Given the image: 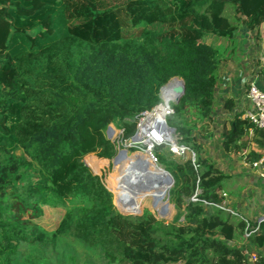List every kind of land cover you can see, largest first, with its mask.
Returning a JSON list of instances; mask_svg holds the SVG:
<instances>
[{"label": "trees", "instance_id": "1", "mask_svg": "<svg viewBox=\"0 0 264 264\" xmlns=\"http://www.w3.org/2000/svg\"><path fill=\"white\" fill-rule=\"evenodd\" d=\"M263 19L264 0H0V264H55L50 253L77 264L75 243L106 264H249L243 246L231 243L246 223L217 206L225 175L204 142L214 133L220 66L235 53L240 26L264 43ZM172 77L183 80L184 94L170 103L167 124L194 158L156 152L174 179L168 221L139 217L144 207L121 202L109 176L127 217L88 166L99 171L115 156L108 127L130 138L138 114L159 101ZM257 135L264 130L237 113L222 146L251 163L262 155ZM131 154H120L114 173L126 198L143 205L122 182ZM159 169L144 174L170 179ZM141 173L134 168L130 177ZM153 196L162 211L166 193ZM52 213L57 222L47 229ZM58 239L68 242L59 252ZM247 240V248L264 246V221ZM254 254L250 263L264 264Z\"/></svg>", "mask_w": 264, "mask_h": 264}, {"label": "crops", "instance_id": "2", "mask_svg": "<svg viewBox=\"0 0 264 264\" xmlns=\"http://www.w3.org/2000/svg\"><path fill=\"white\" fill-rule=\"evenodd\" d=\"M235 41V53L222 62L218 72L212 112L215 121L214 133L210 140L204 142V146L206 154L214 160L215 166L225 175L224 200L221 204L229 209L234 219H242L249 228H253L264 221V178L250 167L244 154L224 150L222 133L235 114L240 113L241 117H244V112L249 108L250 102L246 96L247 86L254 83L264 87V43L256 37L254 30H248L243 26L239 27ZM252 134L253 132H250V136ZM256 140L263 144L262 155H264V137L257 135ZM258 143L252 147H256ZM165 180L168 179L162 178L156 183ZM160 187L163 192L157 189L155 193H166L167 185ZM140 192L148 195L145 188ZM231 243L243 246L248 260L255 252L261 253L264 258V246L246 247L248 240L244 230L242 233L237 231Z\"/></svg>", "mask_w": 264, "mask_h": 264}, {"label": "rangeland", "instance_id": "3", "mask_svg": "<svg viewBox=\"0 0 264 264\" xmlns=\"http://www.w3.org/2000/svg\"><path fill=\"white\" fill-rule=\"evenodd\" d=\"M228 7L229 6H226V8H228ZM142 125L143 124L141 123L140 124L141 129L139 130V134L140 133L141 134L139 136H141V138L143 137L145 139L144 142H146V144H150L151 142H159V141H161V139H159L158 141L152 139V137L150 136L151 133L149 132L151 129L148 130L147 128L142 127ZM117 132L118 133H117V136H116V139L115 140H118V139L120 140V138L123 139L121 137V134H119V131H117ZM142 133H144V136H143ZM171 136L172 135L170 133L169 138H171ZM133 148H134L133 146L132 147H127V148H125V150L127 152H131V149H133ZM153 152L155 154H156V152L161 153L162 155H164L165 157H167L169 159H172L173 158L172 152L170 150V146H169L168 143H163V144H160V145L155 146ZM143 156L147 159V156L143 152H137V153L134 152V153H132L130 156L127 157V159H125L124 162H126L125 164H127V165L122 170V182H123L124 187L127 190H129L130 192H133V193L137 194L138 197L142 201H144V204L143 205L141 203H139V202H136V201L132 200V199H127L126 198L128 196L126 195L125 191L120 187L121 186L120 185V179L118 180V178H116V173H114V171L116 169H115V165H114L115 163H113V160L112 159H108L107 160V164H105V166L101 167L99 169V171L93 170L90 166H88V167L91 169V171L93 173L98 174L101 177L103 183L105 184L106 188L110 192V195H111V203H112L113 207L118 212H120L123 215H125L120 210V208H118V206H117V202L115 200V194L112 191V189L110 188V186L108 184V181H107V178H109V176H111V178L115 180L116 186L119 189L118 199L121 202H123V203H125V202H134V203H136V204L141 205V206L144 207V209H145L144 210V213L141 216H139V217H142L146 213H149V212L150 213H153L156 216V212L159 211L160 212V215H161L160 218L161 219H164L165 221H168V220H170L172 218V216H173V214L175 212L174 209L172 208V206H169V211H167V213H166L163 208H162V211H163L162 212V211L158 210L156 208V206L154 205V202L157 200V199H155L156 197L154 198V196H153L154 193H155V190L157 191V189H161V188L157 187L155 185V183L157 181H160V180L157 179L156 177H149V176H147V175L144 174V173L149 172V169H153V170L159 171L160 169H158V167H161V166L163 168H165V167L161 163H159L158 161H157V164L159 166L157 164L154 165L153 162H148V160H146L145 158H143ZM127 161H128V163H127ZM125 164H123V165H125ZM134 168L141 169L142 170L141 175H138L137 177H130L132 175V170ZM161 170L163 171V169H161ZM143 188H145V190L147 189L148 195L143 194V192H140V190H143ZM165 197L167 198V195ZM167 201H168V203H170V201H169V195H168ZM49 216H50V220H49V222L46 223L45 227L47 229H52L56 225V222H57V214L56 213H52ZM125 216H127V215H125ZM63 241L64 240H62V239H58L57 240V246L56 247H58V249H57L58 252H59L61 246H63L62 244H67L68 243V242H63ZM69 249H70V253L71 254H75L76 255L77 264H106L105 262L100 261L96 257L95 254H92L91 252H85L83 250V248L81 246L77 245L76 243H75V245L72 244V246ZM65 253H67V252L65 251ZM59 256H60L59 253H57V254H54V253L51 254L50 253L49 254V257L52 258L55 261L54 262L55 264H65V262H60L58 260ZM13 264H32V263L29 262V260H25V258H23L21 260H15L13 262Z\"/></svg>", "mask_w": 264, "mask_h": 264}, {"label": "built area", "instance_id": "4", "mask_svg": "<svg viewBox=\"0 0 264 264\" xmlns=\"http://www.w3.org/2000/svg\"><path fill=\"white\" fill-rule=\"evenodd\" d=\"M246 96L249 99L250 106L244 112V114H243L244 118H247L255 127L264 130V87H259L258 85L254 84V83H250L246 89ZM166 108H167L166 118H163L162 120L168 121V117L172 113V107H171L170 102ZM152 113H153V107L151 109L144 110L138 114L136 131L130 138H128V139H121L120 138V140L119 139L115 140L117 133H118L117 131L111 135L110 138L112 139V141H115L117 143V151L120 149H125L127 147L133 146L134 148L131 149L132 153L148 151V154H149L152 162L157 164V156L153 152L154 147L157 145L166 143V142L159 141V142H151L150 144H146V142L136 143V142L132 141V139L134 138L135 134L137 133V131L139 129L140 124L142 122H144L145 120H148V123L150 121V124H147L145 126V128H147L148 130L151 129L149 131L150 133L156 132V133H159L160 135H163L162 131L160 130V128H162V126L160 125L161 120H158L156 117H153ZM157 124H159V125H157ZM119 134H122V130H119ZM168 144L170 146V150H171L172 154L177 155V156L187 154V155H190V157L192 159L194 158V153L192 152V150L187 145L178 143V137L177 136L174 137V141L172 143H168ZM131 152H128V153L131 154ZM126 153H127V151H126ZM249 164H250V167L252 169H254L261 178H264V155H262L261 157H259L256 160L252 161ZM217 206L222 208V209L229 211V209H227L222 204H218ZM258 228H259V223L256 224V226H254L253 228H249V225L247 224L245 229H244V233L246 236H248L252 231L257 230ZM255 259H256V255L252 254L249 260L254 261Z\"/></svg>", "mask_w": 264, "mask_h": 264}, {"label": "water", "instance_id": "5", "mask_svg": "<svg viewBox=\"0 0 264 264\" xmlns=\"http://www.w3.org/2000/svg\"><path fill=\"white\" fill-rule=\"evenodd\" d=\"M262 27L264 28V19H263V23H262ZM263 48H264V44H263ZM171 82H174L175 84H173L171 87L172 89V92H173V96L172 98L169 99V102L170 103H177L180 98L182 97V95L184 94V83H183V80L181 78H178V77H172L166 84H164L163 86L160 87V90H159V96H160V93H161V89L164 88L165 86H169V84ZM162 126L165 127L166 129H169L170 131H172V128L167 125L165 123V120L162 121ZM112 132H113V129L111 127H108L107 129V137H111L112 135ZM124 152H126L125 149H120L117 151V153L115 154V156L112 158L113 160V163H116V161L118 160V157L120 156V154H123ZM162 167V166H161ZM163 168V167H162ZM164 170V169H163ZM165 171V170H164ZM95 174V173H94ZM174 183V179L172 177H170V179L168 180H165V181H162L161 183H155V185L157 187H160L161 185H167V192H166V195H167V198H168V195H169V189L171 188V186L173 185ZM151 185V184H150ZM138 186V185H137ZM134 187V186H133ZM136 187V186H135ZM167 198H166V202L163 206V209L164 211L167 213V211H169V206H171L170 203H168L167 201ZM156 217L160 218L161 215H160V212L157 211L156 212ZM249 264H250V261H249Z\"/></svg>", "mask_w": 264, "mask_h": 264}, {"label": "bare ground", "instance_id": "6", "mask_svg": "<svg viewBox=\"0 0 264 264\" xmlns=\"http://www.w3.org/2000/svg\"><path fill=\"white\" fill-rule=\"evenodd\" d=\"M175 84L174 82H171L169 84V86H165L164 88L161 89V93H160V96H159V101L153 106V117H156L158 120H161V126H162V119L163 118H166V111H167V105L169 104V99L172 98L173 96V92H172V85ZM165 123L167 124V121L165 120ZM142 127H145L147 124H150V121L148 123V120H145L144 122H142ZM159 125V124H157ZM168 125V124H167ZM171 127V126H170ZM172 128V127H171ZM141 129V127L139 126V129L137 131L136 134L139 135V130ZM163 129L164 127L162 126V128H160V130L162 131L163 133ZM171 135L173 136V138L176 136L175 134V131H174V128H172V131H171ZM158 136L160 135L159 133H156ZM162 136V135H160ZM133 142H136V143H144L145 139L142 137L140 140H132ZM158 141V140H157ZM161 141L163 142H166V143H171V138H167V139H161ZM161 143V142H160ZM143 153H145V155L147 156V159L143 156V158H145L146 160H148V162H152V160L150 159V156L148 154V151H144ZM154 163V162H153ZM156 163H154L155 165ZM158 165V164H157ZM159 166V165H158ZM159 168H162V167H158ZM164 169L163 172L165 174H167L170 177H172V175L165 169V168H162ZM173 178V177H172Z\"/></svg>", "mask_w": 264, "mask_h": 264}]
</instances>
